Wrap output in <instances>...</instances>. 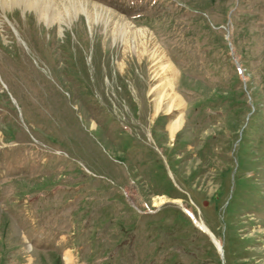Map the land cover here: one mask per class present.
<instances>
[{
  "label": "rangeland",
  "instance_id": "rangeland-1",
  "mask_svg": "<svg viewBox=\"0 0 264 264\" xmlns=\"http://www.w3.org/2000/svg\"><path fill=\"white\" fill-rule=\"evenodd\" d=\"M92 1L156 36L185 126L85 18L0 0V264H264V0Z\"/></svg>",
  "mask_w": 264,
  "mask_h": 264
},
{
  "label": "bare ground",
  "instance_id": "bare-ground-1",
  "mask_svg": "<svg viewBox=\"0 0 264 264\" xmlns=\"http://www.w3.org/2000/svg\"><path fill=\"white\" fill-rule=\"evenodd\" d=\"M16 6H23L24 11L36 14L37 20L53 31L55 26L62 28L65 24L72 25L76 19L78 23L75 22L73 29L79 31L84 18L92 35L98 36L100 30L103 31L107 43L112 41L123 48L124 62L136 56L139 65L146 63L150 67L151 83L154 85L150 97L153 98L155 116L162 113L172 117L168 127L171 140L184 128V102L175 88L176 71L150 30L137 27L124 15L92 0H3L5 9ZM118 68L124 75L128 65L119 63ZM195 224L203 232L207 231L204 224L197 221Z\"/></svg>",
  "mask_w": 264,
  "mask_h": 264
},
{
  "label": "water",
  "instance_id": "water-1",
  "mask_svg": "<svg viewBox=\"0 0 264 264\" xmlns=\"http://www.w3.org/2000/svg\"><path fill=\"white\" fill-rule=\"evenodd\" d=\"M204 233L210 238L211 242L213 243V245L215 246V248L218 250L220 256L223 258V253L221 252V249H220V248H221V247H220L221 243L218 242V241L215 239L214 235L211 233V231H210L208 228H207V231L204 232ZM222 248H223V247H222Z\"/></svg>",
  "mask_w": 264,
  "mask_h": 264
}]
</instances>
